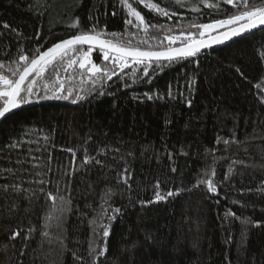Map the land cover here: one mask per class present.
I'll return each mask as SVG.
<instances>
[{"label":"trees","instance_id":"16d2710c","mask_svg":"<svg viewBox=\"0 0 264 264\" xmlns=\"http://www.w3.org/2000/svg\"><path fill=\"white\" fill-rule=\"evenodd\" d=\"M131 1L147 31L126 26L117 0H0V74L14 78L20 54L94 23L133 45L166 44L182 27L196 39L193 22L264 7V0H147L175 13L165 17ZM91 58L111 75L114 65L99 51ZM57 67L41 87L59 76L74 94L96 91L78 103L33 96L0 122V264H96L104 225L111 236L99 264H264V27L177 61L152 83L139 68H115L111 80L97 74L93 84L78 65ZM137 78L143 82L133 84ZM209 179L218 195L207 190ZM175 189L179 195L141 206ZM58 194L71 200L60 226ZM115 208L122 212L109 224Z\"/></svg>","mask_w":264,"mask_h":264},{"label":"snow or ice","instance_id":"6c2138e0","mask_svg":"<svg viewBox=\"0 0 264 264\" xmlns=\"http://www.w3.org/2000/svg\"><path fill=\"white\" fill-rule=\"evenodd\" d=\"M181 0H177L180 3ZM206 2V0H205ZM227 3H233V0H226ZM121 5H126L128 7L129 17L134 16L135 21L139 24H135L132 19H126L125 23L127 25H134L139 27V25H147L149 22L146 21L145 17L142 15L141 10H137L128 3V0H120ZM248 4V0H245ZM251 5H249L250 7ZM211 7V6H209ZM144 8L155 9L161 16L175 15V13H169L165 8L160 7L159 2L149 4L147 0L144 2ZM99 11V9H97ZM219 6L216 8L217 14L221 13ZM116 13L113 12V15ZM90 20H93L92 15L89 16ZM191 26H196L198 29H203L204 31H199V39H194L191 32L185 35L186 29L183 27L180 29L181 35L174 36L168 35L166 37L167 43L159 41L157 43H150L148 39L138 41L136 45H133L129 39L126 38L125 34L111 32L107 33L103 30H98V23L92 24L87 30H80L77 34L71 35L69 38L62 39L46 50L41 51L38 46L31 56L20 54L19 61L24 62L21 65L20 70L13 71L12 79L7 76L0 75V99H3V107H0V119H7L15 109L18 107L31 102L33 96L37 100L41 99H71L72 103H78L84 101L86 98L90 97L93 92L96 91L92 88L88 93L84 95L74 94L71 88L65 86L63 78L57 76L55 81H50L44 83L42 87L39 84L41 79H44L45 72L51 68L54 71H59L58 65H62L65 61L68 67L78 65L79 69L86 70V72L92 75L93 84L95 83V76L97 74L102 77H107L111 80L112 75H116L115 68H119L121 71L127 68L141 69L143 71L144 77H148V83H152L155 74L158 71H163L166 67L175 64L177 61H184L189 58L198 57L199 53L204 47L208 46V40L205 39L206 36L210 37L214 43H223L234 37L243 35L245 33L251 32L259 26H264V7L254 8L253 10H244L239 12V14H231L226 19H217L211 23H202L195 25L193 22ZM5 28L9 25L5 24ZM71 27L75 28L76 25L73 24ZM151 27H157L156 25H151ZM163 25L159 26L160 30L163 29ZM147 31V28H145ZM220 32V35L216 33ZM183 37V38H181ZM37 39H39V34H37ZM153 40H157V37H152ZM141 45H147V47H142ZM178 45V46H175ZM84 46H87L86 48ZM97 50L102 56V59L114 65V69L109 75V69L107 67L97 66L91 58L93 51ZM166 62V63H165ZM133 77H137V73L133 71ZM18 77V78H15ZM137 82H143L140 79H133V84ZM101 87H103V80L101 81ZM103 95V93H99ZM148 100L160 99L162 97H154L150 93H145ZM169 98L175 99L171 91V85L169 86L168 92ZM187 106H192L191 99H188ZM224 143L227 145L229 141L225 140ZM87 161V157H86ZM100 161L97 160V163ZM173 172L177 169L173 168ZM125 179H127V171L125 170ZM205 181H198L197 187L203 184ZM159 185V182H157ZM207 190L210 193L219 194L214 181L207 180ZM43 191V189H41ZM180 189L168 190L166 196L157 191L155 193L154 200L152 201H141V206H147L151 203H158L170 198L174 195H179ZM57 199L60 201L59 206L56 209L55 219L57 221V226L62 225L65 214L71 212V200L66 199L63 195H57ZM115 215L108 217V223L111 224L115 219L119 218V214L122 209H113ZM235 215L234 213L232 214ZM228 213H226L225 218H227ZM95 223V221H92ZM32 229H29L31 232ZM20 235V231L16 230L12 233L11 239H16ZM47 235V233H45ZM98 233H94V236ZM111 231L108 225H104L102 229V237L104 240V246L99 249L96 264H99L100 257H106L108 254L107 241L110 239ZM27 239V237H25ZM92 242L90 241V254L95 252L92 248ZM135 247V245H134ZM75 256V254H74ZM82 261V257H76ZM226 259H228L226 257ZM230 264V261H229Z\"/></svg>","mask_w":264,"mask_h":264},{"label":"rangeland","instance_id":"374dc122","mask_svg":"<svg viewBox=\"0 0 264 264\" xmlns=\"http://www.w3.org/2000/svg\"><path fill=\"white\" fill-rule=\"evenodd\" d=\"M117 7H118V10H119V12L126 18V19H132L134 22H135V24H139V22L138 21H135V17L134 16H131V17H129V15H128V7L126 6V5H121V3H120V0H117ZM128 3L129 4H131L133 7H136L135 6V4L131 1V0H128ZM134 28H137V29H143V28H145L146 26L145 25H139V27H137V26H134V25H132ZM201 31H204L203 29H201ZM206 37H208V36H206ZM205 37V38H206ZM200 38V36L198 35L197 36V38L196 39H199Z\"/></svg>","mask_w":264,"mask_h":264},{"label":"water","instance_id":"95a60500","mask_svg":"<svg viewBox=\"0 0 264 264\" xmlns=\"http://www.w3.org/2000/svg\"><path fill=\"white\" fill-rule=\"evenodd\" d=\"M264 26H259V27H257L256 29H253L251 32H249V33H252V32H255V31H257V30H259V29H261V28H263ZM249 33H245V34H243V35H240V36H237V37H234V38H232V39H230V40H228V41H226V42H223V43H214L212 40H211V38L210 37H208V38H205V39H207L208 40V46H206V47H204L203 48V50H207V49H210V48H213V47H216V46H218V45H221V44H225V43H228V42H232V41H234V40H236V39H238V38H240V37H243V36H245V35H247V34H249ZM221 34V33H220ZM220 34H217V35H220ZM84 47H87V46H84ZM202 50V51H203ZM1 75V74H0ZM16 110V109H15ZM14 110V111H15ZM13 111V112H14ZM12 112V113H13ZM11 113V114H12ZM9 116V115H8ZM2 120H4V119H0V122L2 121Z\"/></svg>","mask_w":264,"mask_h":264}]
</instances>
